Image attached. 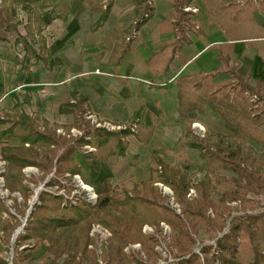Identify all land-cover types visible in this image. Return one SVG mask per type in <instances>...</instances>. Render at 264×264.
<instances>
[{
  "label": "trees",
  "instance_id": "16d2710c",
  "mask_svg": "<svg viewBox=\"0 0 264 264\" xmlns=\"http://www.w3.org/2000/svg\"><path fill=\"white\" fill-rule=\"evenodd\" d=\"M19 1L5 0L3 4L0 0V32L15 34L14 45L21 44L24 53L22 60L11 57L15 72L30 71V66L25 63L26 57L32 59V64L42 63L48 68L55 47L48 46L43 37L41 10L57 0H40L35 6L22 5L28 16L24 35L19 34V22L14 16ZM166 1L171 5L168 19L173 27L172 40L146 60L153 75L168 73L174 58L182 57V48L191 43L188 33L202 34L194 23V13L185 11L193 0ZM113 4L114 0L83 4L91 12L98 13L89 27L91 32H96L107 21ZM130 5L134 12L130 26L125 30L114 28L107 40L111 43L105 42L107 46H113L111 58L115 64L132 51L130 45L136 40L137 32L154 15L152 0H131ZM67 16L65 10L55 18L66 21ZM120 32L125 34L122 38ZM0 41H7V38L0 35ZM217 59L219 64L214 71L181 75L175 82L179 115L181 119H187L183 134L188 139L181 142V148L198 151L204 161V175L196 182L192 181L195 172L189 173L186 167H182L180 159L169 163L155 152L158 149L153 148L147 154L148 179L112 184V177H107L95 183L101 165L110 156L126 155L128 136L133 135L145 145L148 143L156 119L153 113L150 114L152 125L144 130L110 132L94 129L83 117L89 98L73 89L69 100L61 104L62 108L71 110V124L43 119L40 126L31 114L24 111L0 115V139L17 141V144L6 143L0 148L1 161L6 164L5 173L1 175L3 189L9 194L17 193L22 201L12 196L14 213L4 210L7 218L2 219L1 230L8 234L7 242L19 229L20 217L25 216L30 207L29 199L34 194L30 183L35 186L44 181V187L57 185L61 188V178L65 174L71 180L77 175L84 185L92 187L97 197L94 204L79 198L72 205L63 194L41 190L38 202L30 207L25 225L15 237L11 264H30L36 259L33 251L37 249L49 253L44 264H146L124 252V248L135 243L140 245L149 264H156L160 259L155 249L158 239L153 234H145L142 229L146 225L158 231L161 223L170 228L171 247L177 251L176 260L167 264H264V211L248 212L257 208L250 206L254 200L248 195L257 196L264 192V174L259 168V164L264 166V155L256 157L246 148L250 141L264 146V106L258 112L251 101V96L264 101V80L255 78L252 85L251 76L242 63L231 60L221 50H218ZM217 75H227V78L214 82ZM165 86L152 85L156 88ZM205 107H209L231 132L229 140L218 134L206 133L201 137L194 133L191 128L193 115L202 114ZM140 112V108L135 110L127 122L137 126ZM59 126L82 128L89 140L80 137L70 142L59 137L56 134ZM85 144L91 145L94 152H84L82 146ZM28 167L41 173L39 180L25 177L23 170ZM221 172H229L232 176ZM51 173L53 176L46 179ZM159 184L171 191L179 213L169 205ZM190 189L195 192L192 199L188 198ZM232 203L240 207L241 214L233 215L236 208L231 206ZM227 219L228 231L222 232ZM92 225H100L110 234L108 242L101 246L100 257L95 252L96 240L90 236ZM201 228L215 235L222 234L217 237L215 245H204L195 253L192 235ZM0 264H8V261L0 257Z\"/></svg>",
  "mask_w": 264,
  "mask_h": 264
},
{
  "label": "rangeland",
  "instance_id": "374dc122",
  "mask_svg": "<svg viewBox=\"0 0 264 264\" xmlns=\"http://www.w3.org/2000/svg\"><path fill=\"white\" fill-rule=\"evenodd\" d=\"M3 4H5V0H2ZM94 2L95 0H57L55 3H53L50 6L44 7L41 10V13L44 16V31H43V37L46 40V43L48 46L55 47V52L51 56L50 64L51 68H45L42 63H36L32 64V59L30 57H26L25 63L30 66L31 73L29 75H26L25 77H20L21 84L16 89L15 87V78L11 77V71L10 66L13 64V61L11 57H16L18 60H22L24 53L22 50L21 44L14 45V40L16 39L15 34H11L8 31H1L0 35L7 38V41H0V87L3 89V92L0 94V115H3L4 113H18L20 111H24L28 114H31L32 117L35 119V121L41 126L42 120L46 119L49 122H57L60 124H71L73 121L72 112L69 108H62L61 104L69 100V93L72 91L73 87H76V89L80 88L79 82H84L85 80L89 78H93L94 75H80L77 78L73 77L72 80L69 82H66L63 84H59L56 86H50L46 87L47 83H53L54 81H61L62 79H65L67 73L69 70L67 68L58 70V61L60 58V54H62V50L68 49L70 52H77L79 48L81 47V39H68L69 36L66 31V25L61 24V20L58 18H55V16L63 11H65V8H69V12H73L74 9L78 6V3H80L85 9H89V7L84 6L83 4ZM128 0H118L117 7L114 10V14L109 20L99 29L97 33L94 34V32H91L89 28L87 29V32H82V34H86L90 37V45L95 46L100 42L102 46H104L107 49L113 48V46H107L105 42H108L107 40L111 38L112 35L110 33L114 29V25H116L118 20L116 19V14L119 10H121V7L127 2ZM84 2V3H82ZM131 2V1H130ZM218 0H193L190 4L191 9H197L196 12L190 10V12L194 13V23L196 27H199L200 30L207 28L208 22L217 23L216 21H206V15L204 11V5L208 6L207 8H218ZM245 3L248 2V0H244ZM40 3V0H20L15 5V11L14 16L15 19L19 22L18 25V31L19 34L24 35L25 29L24 25L27 23V14L25 10L22 9L23 4H30L31 6L38 5ZM199 4V5H198ZM210 5V6H209ZM246 5L250 6V3H247ZM199 6V8H198ZM249 7L246 8L244 11H240L241 8L239 5L236 6L235 9H237V14L234 15V19L236 22H224L223 24L227 28V35L228 37H236L238 39H248V38H255V37H262L264 36V30L259 27L257 20L253 19L250 15V13L247 11L249 10ZM186 8V7H185ZM252 8V7H251ZM124 9H127L124 8ZM212 9V10H213ZM69 15V14H68ZM130 16H127V18L122 22L123 25L120 27L121 29L127 28L130 24ZM236 16V17H235ZM68 18V17H67ZM54 19H57L56 23H52ZM62 23H65V21H62ZM154 24V23H153ZM57 25V26H56ZM231 25H235L233 30L231 29ZM59 26L62 27V29H59ZM237 27V28H236ZM117 28V27H116ZM203 31V30H202ZM124 36L123 32H120V38ZM252 36V37H250ZM190 37L194 38V36L190 33ZM189 37V38H190ZM37 38V37H35ZM217 38H219L217 36ZM214 39L212 36H207L206 40L211 41ZM257 40V39H256ZM117 43H119V40H116ZM139 42V39L132 42L130 45L131 47H134ZM111 43V40L108 42V44ZM127 44V43H126ZM255 48L258 49L260 52L264 49V41H258L257 43H253ZM83 45V44H82ZM142 49V48H141ZM139 50L142 55H146V51L142 49ZM200 49V44L195 42L193 46L191 47V50H197ZM59 53L56 55L55 53L58 51ZM145 51V52H144ZM55 54V55H54ZM202 54V53H201ZM85 55V54H84ZM200 55V54H199ZM211 55V50L207 53L202 54L199 56V58L196 60V64H200ZM104 54L99 56V59L102 58ZM87 59V58H85ZM96 60V59H95ZM93 58H88L87 61H84L81 68H83L84 71H88L92 68L93 64H97L98 61H95ZM113 60V57L111 58ZM242 64L245 68V71L249 73L250 66L246 60H242ZM65 65H67L65 63ZM100 68L103 69L105 66L103 63L100 64ZM13 66V65H12ZM88 69V70H87ZM214 71V69H211ZM97 71V70H96ZM95 71V72H96ZM204 71H200L198 73H203ZM250 74V73H249ZM251 76V75H250ZM224 78H227V75H217L213 81L218 82L223 80ZM255 75L251 76L249 81L252 85L255 84ZM264 80V79H262ZM46 83V84H45ZM87 89H89V84L85 86ZM28 89V90H27ZM171 88H168L166 93L171 94L172 93ZM80 92V91H79ZM107 93V92H106ZM155 96L157 95V92L152 91L150 94ZM251 101L254 103L253 108H255L258 112L262 110L264 106V101H258V99L254 96H251ZM72 102V101H71ZM135 107V102L129 103L124 109H120L119 113H122L121 116H118V118L114 119V117L110 121L101 120L95 112H93L90 109L89 102L87 106L85 107L86 112L84 113L83 117L84 119L89 122L90 126L92 128H101L97 127L95 122H93L90 119H86V113L87 111H90L92 114H94L98 121L103 123H109L113 127L109 128H101L110 132H119L125 129L130 130H142L144 128H141L139 125H135L133 123L129 124L127 121L130 118H126L127 113L133 112V108ZM137 110V109H136ZM133 114V113H132ZM141 114V112H140ZM119 120L120 123H114ZM182 123L185 124L187 122V119H181ZM191 128L193 129L194 133L198 136H204V134H218L223 136L226 140H229L231 136V132L226 129L223 126L222 121L217 117V115L209 109V107H205L202 114L194 113L193 118L191 120ZM139 124V122H138ZM181 128V127H180ZM184 128V127H183ZM74 129V132L72 131ZM154 129V127H153ZM58 130H61L59 133ZM153 133V131H152ZM176 133V132H174ZM56 134L59 137L65 138L66 140L73 142L74 140L84 137L86 140H89V137L86 135L85 131L82 128H79L77 126H71L68 128L59 126L56 129ZM177 136L179 135V132L176 133ZM145 136V135H144ZM129 137V143L133 144L135 141L132 137L133 135L128 136ZM152 137V136H151ZM170 142L174 141L173 136H171ZM127 139V138H126ZM162 142L166 145L167 148L159 150L156 152L157 154H160L163 159H165L169 163H174L175 159H180V164L182 167H186L189 173L195 172V176L192 177V181L196 182L197 180H200L204 175V161L201 159L198 151L192 150L189 148H181V142H184L188 139L187 135L182 134L180 136V139H178V142H176L175 146H171V143H167L166 139H164V135L160 137ZM17 144V141L14 139L10 140H3L0 139V148L4 144ZM135 144V143H134ZM145 145V144H144ZM147 145V144H146ZM158 145V143H157ZM86 146H91L88 144H85L82 146V150L86 153L94 152L92 150H89L86 148ZM150 148V147H149ZM182 150H179V149ZM247 149L250 150V152L258 157L259 155H264V146L256 144L253 141L248 142ZM150 150V149H149ZM179 150V151H178ZM148 150H145L144 148L138 146V152L136 154L139 166L147 167L146 160L147 152ZM161 151V152H160ZM113 156V155H112ZM116 156V155H115ZM108 160V159H107ZM118 161V170L115 173V176H112V184H116L119 182H126L129 180H134L136 182H139L143 175L140 173L141 171H136V173L131 171V167L128 162V158L124 159H117ZM116 161V162H117ZM187 162L191 163V165L187 166ZM138 163H134V159H132V165L136 166ZM116 165V164H115ZM5 162L1 161L0 156V179L1 175L5 173ZM114 165H112L110 168L114 169L117 168ZM260 171L264 174V166L262 164H259ZM23 173L27 179H34L39 180L41 177V173L34 167H28L23 170ZM220 174L226 175V176H232L229 172H221ZM53 173L50 174L46 179H49V177H52ZM77 176V175H75ZM73 176L72 180L70 179L68 174H65L63 178H61L62 187L58 188L57 185L54 187H44V181H39L37 185H33L30 183L31 188L34 190V194L29 199V205L30 207L38 202V194L41 190H46L52 193L57 194H65V196L72 197L73 199L78 198H86L87 192L85 189L79 187L77 185V182L75 181L77 178ZM79 178V176H77ZM80 180V178H79ZM96 181L95 183H97ZM0 257L4 260L9 262L12 259L13 256V246L16 235H13L11 238L9 237V242H7L8 234L3 232L1 230L2 226V219L7 218V214L5 213V209H7L10 213H14L13 211V200L11 199L13 197H17L19 202L21 201V198L17 193L9 194L8 191L3 190V182L1 183L0 180ZM160 190L164 195L167 196V202L169 205H171L176 212L179 213L180 209L177 205L173 204V197L171 191L162 185H158ZM195 197V192L193 189H190V192L188 194V198L192 199ZM249 198L253 199L254 202L251 203V207H257L254 211H248L249 213H255L257 211H264V192L260 195H248ZM214 199L217 198L216 195L213 197ZM97 200V197H96ZM96 202V201H95ZM231 206L233 208H236L233 212V215H239L242 212H240V207L237 206L236 203H232ZM30 207L26 209L25 216L20 217V227L22 228L25 224V218L27 214L30 212ZM212 214L210 213V216ZM230 219V218H229ZM226 221V227L222 230V232L228 231V220ZM100 226V225H99ZM101 227V226H100ZM103 228V227H102ZM142 231L145 234H153L158 239V245H156L155 249L160 255V259L157 261L156 264H167L171 263L172 261L176 260L174 257L177 254L176 249L171 247V232L170 228L164 224H160V230L154 231L153 228L148 226H143ZM215 235V233L207 231L205 228H201L197 231L195 235H192L195 238V245L193 247V252L198 253L199 248L204 245H215V241L218 236L222 234ZM94 237L99 241V238H101V234H94ZM107 236H102L103 243L106 244L110 238V236L107 238ZM96 252V251H95ZM124 252L127 254H130L131 256H134L137 259L142 260L146 264H149L150 262L146 260L141 247L139 244H130L126 248H124ZM96 254L100 257L102 252L100 248V252H96ZM33 255L36 256V259L31 262L30 264H44V261L49 257V253L43 251V249H37L33 251ZM102 264V263H101Z\"/></svg>",
  "mask_w": 264,
  "mask_h": 264
},
{
  "label": "crops",
  "instance_id": "0c3cea01",
  "mask_svg": "<svg viewBox=\"0 0 264 264\" xmlns=\"http://www.w3.org/2000/svg\"><path fill=\"white\" fill-rule=\"evenodd\" d=\"M130 1L131 0H128L123 7H121V10L117 12L116 19L118 20V23L114 25V28H120L123 25L122 22L127 18V16H130V14L132 15L130 19L131 24L134 12L132 11ZM218 1L217 9H210L207 8L208 6L204 5L206 15L205 20L207 22L217 20V23L214 25L213 23L208 22L206 30L202 29V34L198 36L193 35L194 38L190 37V33H188L191 43L182 48V57L179 58L176 56L174 58L170 65V71L166 74L160 73L153 75L152 72L148 70L146 60L154 53L158 52L164 44L172 40L173 27L171 21L168 19L171 12V5L168 1L152 0V5L154 7L153 17L150 18L137 32L136 40L139 39V42L118 64L113 63L111 60L113 48L110 47V49H107L102 46L100 42H98L95 46H92L89 41L91 36L82 34V32L86 33L90 25L97 19V12L93 13L89 9H85L80 3L76 2L78 6L73 12L68 13L69 15L67 16L68 18L65 23H62V20L60 21L61 24L66 25V31L68 33L66 35L69 36L68 39H83L81 42L83 45L81 44V47L77 52H70L68 49L62 50L63 52L60 54V58H58V70L59 68L65 69L68 67L67 70L69 71L65 79L58 82L54 81L53 83H45L46 87L63 84V82H69L73 77L77 78L80 75H94L92 79L89 78L84 82H79V89H76V87H73L72 89L80 91L83 95L89 98L90 109L95 112L101 120L111 122L113 117L114 119L118 118V116H121L122 114L119 113V110L122 108L124 109L131 102H135V107L133 108L134 111L139 108L141 109L138 124L139 126L141 125V128L146 129L150 127L152 125L150 114L153 113L156 115L152 137L149 139L147 145H144L135 137H132L135 144H130L129 137H127L128 147L126 155L124 157H118L115 155L110 156L108 160L101 165L97 180L98 182L107 177L115 176V173L119 171L117 159L124 158H128V162L131 164L130 167L132 172L136 173V171H141L140 173L143 175L141 180L148 179V167L142 168L139 166L136 156L138 146L148 151L153 148H158L159 150L165 149L167 147L160 139L163 135L167 143H171L170 147L175 146L178 139H180L184 127V125L181 124L182 121L179 115V100L177 98V88L175 86V82L181 75L199 74L198 72L200 71L206 72L212 71L211 69L215 70L219 64L217 59L218 50H221L223 55H228L231 60H238L241 63L242 60H246L250 66V75H255L256 78L264 79V49L260 52L253 44L258 41H264V36L248 39L228 37L226 31L227 28L223 24L224 22H236L234 15H239L237 14V9H235L236 6L239 5L241 8L240 11L242 12L249 7L246 4L250 3L252 8L249 7V10L247 11L253 19H256L257 22H259V27L264 30V0H248L247 3H245L244 0ZM117 2L118 0H114L109 18L113 16L114 10L117 7ZM126 7L127 9H124ZM65 10L69 11L70 7L65 8ZM52 21V23H56L58 20L54 19ZM230 27L233 30L235 25H231ZM127 28L121 30H125ZM59 29H62V27L59 26ZM99 29L94 32V34L97 33ZM207 36H212L214 39L208 41L206 40ZM217 36L219 38H217ZM195 42L200 44V49L193 51L191 50V47ZM141 48L146 51V55L141 54L139 51ZM210 50L211 55L206 59V61L196 64V60L199 56ZM59 51L60 50H58L55 54L57 55ZM102 54H104V56L99 59V56ZM85 58L96 59L98 63L93 64L91 69H87L88 71H84L81 66L84 61H87ZM182 58L184 59L183 62ZM65 63L67 65H65ZM101 63L105 66L103 69L100 68ZM12 65L10 66L12 69L10 70L11 77L13 76L16 79L14 84L17 89L21 84V79L19 78L21 76L25 77L26 75H29L31 70L28 73H16L15 68ZM48 68H51L50 61ZM96 70L98 72H95ZM88 84L90 86L89 89L85 87ZM153 84H166V86L163 88H156L152 87ZM168 88L173 89L171 94L166 93ZM152 91L157 92V95H148ZM133 112L127 113L126 118L128 119ZM114 123L120 122L118 120ZM174 132H179V135L177 136ZM171 136L174 138V141L172 142H170L172 138ZM148 151L146 154H148ZM155 152L158 151L155 150ZM132 159H134V163H138L136 166L132 165ZM148 161L149 158L146 160L147 164ZM112 165L115 167L117 166V168L111 169L110 167Z\"/></svg>",
  "mask_w": 264,
  "mask_h": 264
},
{
  "label": "built area",
  "instance_id": "2783aa9c",
  "mask_svg": "<svg viewBox=\"0 0 264 264\" xmlns=\"http://www.w3.org/2000/svg\"><path fill=\"white\" fill-rule=\"evenodd\" d=\"M190 10H192L194 12L197 11V9H195V8L194 9H191L190 6H188V7L185 8V11H190ZM96 72H98V71H96ZM85 115H86V119H90L91 118V120L96 123L95 125L97 127H101V128L113 127L109 123H107V124L106 123L101 124L98 121V118L94 114H92L90 111H87V113ZM72 131L74 132V129ZM58 132L60 133L61 130H58ZM86 148H88L89 150H92V151L94 150V148L92 146H86ZM75 177L77 178L75 180L77 182V185L79 187L85 189L86 192H87V197L86 198H83V199H85L89 203L94 204L95 201H96V194L94 193L92 187L91 186H88V185H84L82 183V181L79 180V178L77 176H75ZM0 180H1V183H2L3 182L2 176H1V179ZM63 195L65 196V194H63ZM65 198H66V200L70 201V203L72 205H75L76 202L79 199V198L78 199L77 198L76 199H73L72 197H68V196H65ZM94 234H101V238H99V241L94 237ZM90 236H92L96 240L97 246L95 247V251L99 253L100 252V248H101V246L103 244L102 236H105V237L107 236V238H108L110 236V234H109V232L106 229L100 227L99 225H92L91 230H90ZM107 238H106V240H107ZM89 248H92V246H89Z\"/></svg>",
  "mask_w": 264,
  "mask_h": 264
},
{
  "label": "water",
  "instance_id": "95a60500",
  "mask_svg": "<svg viewBox=\"0 0 264 264\" xmlns=\"http://www.w3.org/2000/svg\"><path fill=\"white\" fill-rule=\"evenodd\" d=\"M28 215H29V214H27V216H26V218H25V221H26V219H27ZM24 225H25V224H24ZM21 229H22V228H19V229H17V231H16L15 235H17V234L20 232V230H21ZM9 264H11V261L9 262Z\"/></svg>",
  "mask_w": 264,
  "mask_h": 264
}]
</instances>
